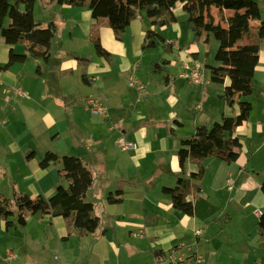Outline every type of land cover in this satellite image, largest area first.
Segmentation results:
<instances>
[{
  "label": "crops",
  "instance_id": "1",
  "mask_svg": "<svg viewBox=\"0 0 264 264\" xmlns=\"http://www.w3.org/2000/svg\"><path fill=\"white\" fill-rule=\"evenodd\" d=\"M41 1L44 8L51 10L47 20L41 22L45 24L54 19L55 38L66 41L67 47H70L68 41L72 42V47L76 46L73 45L76 28L90 39L94 24H100L89 9L69 10L68 5ZM257 1L261 17L251 21L254 29L264 21V0ZM174 12L177 17L184 13L183 5L178 4ZM140 13L128 26H133L134 41L125 44L122 37L116 48L112 43L116 39L113 29L114 37L104 22L101 23L100 38L109 51L107 57L89 60L60 54L59 57L51 55L47 62L35 57L38 59L35 70L30 69L32 65L27 57L25 62L14 63L0 71V159L3 157L0 173L3 171L12 179L10 191L32 196L53 195L60 183L67 185V180L60 172V163L42 167L41 159L47 151L75 155L83 159L94 176L87 200L96 204L93 214L100 218L95 232L83 233L74 230L71 222L62 216L36 213L28 220L41 215L37 220L43 224L36 233L25 231L20 240H16L0 215V264H163L168 251L179 243L189 246L187 250L192 253H187L188 261L184 264H264V234L258 227L259 215L264 211L261 189L264 182V37L253 79L254 93L260 77L258 101L262 114L252 118V109L247 121L236 129L235 134L242 143L239 158L231 163L213 156L205 159L203 178L198 182L192 179V187L188 189L187 198L198 204L199 211L207 202L219 209L211 222L198 214L190 216L175 209L171 195L164 188L174 187L171 183L178 182L180 176L189 179L191 173L199 169L189 158L184 169L181 168L178 157L181 139L193 134L199 124L208 125L223 115H236L239 105L230 106L222 97L228 80L221 84L217 101V92L208 90L211 77L205 75L198 91L206 102L202 99L196 107L206 109L207 114L204 118L194 116L188 130L186 119L194 105L189 99L196 91L191 89L194 85L179 74L187 61L206 63L200 60L199 44L204 42L192 43L193 34L183 43L162 34L173 46L168 50L163 44L158 45L163 48L155 56H164L162 62L167 60L168 64L164 71L155 72L150 50L143 49L146 30ZM172 25L179 28L178 19ZM19 44L13 46L15 52ZM128 47L132 49L130 54ZM10 48L0 36V66L8 61ZM115 52L119 53V60ZM166 54L181 61L179 74L172 73L170 66L176 61ZM205 54L207 56L208 52ZM38 66L41 73L37 71ZM132 79L141 81L143 89H132L128 84ZM13 87L20 88L21 93L18 89L11 91ZM253 93L249 97L251 102ZM90 94L107 103L108 118L84 110V100ZM201 103L203 106L199 105ZM19 128L26 132L17 133ZM123 137L137 142L138 149L123 150L119 145ZM8 170L13 176L8 175ZM229 178L233 180L231 189ZM197 183L201 192L194 186ZM108 189L111 190L106 196ZM117 189L122 190V201L109 202L108 195ZM0 191L8 193L2 188ZM238 218V238L234 234L227 237V229H231L232 222ZM201 220L220 227L206 237L207 227L201 225ZM197 230L202 234L196 235ZM202 236L206 240L202 241ZM234 237L240 251L230 246ZM193 245L195 249L190 247ZM42 249L48 250V254L43 255ZM56 251L58 257L54 258ZM155 251H159L157 256ZM182 253L183 249L177 255Z\"/></svg>",
  "mask_w": 264,
  "mask_h": 264
},
{
  "label": "trees",
  "instance_id": "2",
  "mask_svg": "<svg viewBox=\"0 0 264 264\" xmlns=\"http://www.w3.org/2000/svg\"><path fill=\"white\" fill-rule=\"evenodd\" d=\"M38 0H0V36L11 45L8 61L0 66V71L7 70L14 63H23L28 54L43 58L46 62L51 58L52 42L56 36L57 24L54 19L47 23L35 19V6ZM57 5H88L92 17L106 18L116 34L125 31L141 10H146L152 26L169 27L177 22L174 8L183 5L188 16V24L193 31V42L199 40L207 43L214 35L219 42L215 59L219 65L205 63L210 71L211 81L225 84L222 97L228 105H239V112L233 116L223 115L211 126L197 125L195 132L181 139L178 150L179 164L182 169L186 160L199 165L197 172L191 173L189 179L180 176L177 185L165 187L164 191L171 195L173 207L187 215L198 214L203 220H213L219 209L208 204L202 211L198 204L187 198L191 180L200 181L205 173L204 160L216 157L228 163L235 162L241 154V140L235 134L236 129L247 119L253 109L250 96L253 93V79L259 61L261 42L264 37V21L258 28L251 26L252 20L261 17V7L257 0H49ZM226 11H230L227 15ZM90 40L97 54L109 56V51L101 43L99 33L91 32ZM24 43L26 52L17 53L13 46ZM163 44L168 50L173 43L154 28L146 31L143 49H153ZM168 61H155L153 71H164ZM203 65V68H205ZM37 71L41 73V67ZM244 96L238 99L239 96ZM60 163V172L67 180V185L60 183L54 194L46 197L35 196L26 192L15 191L8 197L0 191V215L7 228L15 225L11 217L16 215L17 223L25 225L29 214H51L68 219L74 230L83 233L95 232L100 226V218L93 214L96 204L87 200V193L93 183L94 176L82 158L53 151H47L40 161L42 167L50 163ZM196 190L201 192L199 184ZM261 189L264 193V182ZM122 190L110 193L107 200L111 203L122 201ZM16 206V212L13 207ZM209 218V219H208ZM258 227L264 234V211L259 215ZM159 251H155L157 256Z\"/></svg>",
  "mask_w": 264,
  "mask_h": 264
},
{
  "label": "rangeland",
  "instance_id": "3",
  "mask_svg": "<svg viewBox=\"0 0 264 264\" xmlns=\"http://www.w3.org/2000/svg\"><path fill=\"white\" fill-rule=\"evenodd\" d=\"M35 7H36V10H35V14L34 15H35V19L38 22L47 20L46 19V16L47 15L48 16L51 15V10H48V9L44 8L43 5H42V1L41 0H38L37 1ZM68 7H69V10L80 9L78 6H68ZM81 7L84 8V9H89L90 10V8L88 7V5H83ZM140 15H141L140 16V19L141 18L143 19L142 20L143 21V24H144L143 26H144V29L146 31L148 29H150V28H154L157 32H159V33H161L163 35H166L167 37L177 38L180 43H183V42L189 40L188 39V36H190V35L193 34V31H192V29L190 28V26L188 24V16H187V14L185 12L182 13V14L179 13V16L177 17V19H178V27L179 28H175V25H171L169 27H162L160 25L152 26L153 25L152 24V21H151L150 17H148V14H147V11L146 10H141ZM91 16H92V14H91ZM102 22H104L103 25L105 27H107L108 29H110V31H111L110 34L114 37L115 31L113 30L114 31V33H113V31L111 30L113 28L110 26V24H109V22H108V20L106 18H99V23L100 24H98V22H96L94 24L93 30L91 32L93 34L94 33L97 34V32H98L99 35H100V32H101L100 25H101ZM107 28H104V31H106ZM132 29H133V26L132 27H129L127 29V31L125 30V31H123V32H121L119 34H116L115 33V35H116L115 38L116 39H114V42H112V43H114V47L113 48H116L118 45H120V43L118 41H122L121 40L122 37L124 39V43L125 44H130V41H134V39H135V33H134V31ZM82 33L83 32H82V30L80 28H76L75 34H74V40L75 41H74V44H73V45H76V46H73V47H72V42L71 41H68L70 47H67L68 44H67L66 41H62L60 38H58V39L55 38L53 40V44H52V48H51V54L53 56H55V57H59L60 54H62V55H67V56H72V57L81 56L82 58L89 59V60H91V59H93L95 57L98 59L100 55L97 54L93 43L91 42V40L89 39V37L86 36L87 34H84L83 35ZM106 41H107V43H109L108 42V39H106ZM186 46L189 47L190 45L188 44ZM24 47L25 46H23V44L20 43L19 46L17 47V52H20V53L26 52ZM199 47H200V60L201 61L207 62L209 65H213V66L219 65V62L215 59V55H216V52H217L218 47H219V42L216 40V38L214 37V35H211L210 36V40L207 43H201V44H199ZM161 48H163V47L162 46H158L155 49L154 48L153 49H149L150 50L149 51V57H153V59L155 61H158V59H159V60H161L160 62H162L164 56H162L161 58L159 57L158 54H156V56H155V53L158 50H161ZM128 51H129V54L132 52L131 47H128ZM205 52H208V55L207 56H206ZM57 53H58V55H56ZM166 55L168 56L167 58H171L173 61H176L175 64H172L170 66V69L172 70V73L179 74L180 71H181V68H182L181 67V61H178L179 58L178 57H174V56L173 57H169L168 54H166ZM146 56L147 55H145L144 57L146 58ZM28 57H29V61L31 62L30 65H32V67L30 66L31 67L30 69L31 70H35L36 67H37V64H38V59H36L35 57L31 56L30 54H28ZM115 58H116V60H119L120 55H119L118 52H115ZM18 65H22V64H18ZM202 65H204V67H205V63H203ZM18 67H22V66H18ZM162 74H164V76L166 75L165 72L162 73ZM205 75H206L207 78L210 79V71L206 67H205L204 76ZM160 77H163V75L160 74ZM176 77L178 78V75ZM29 79L30 78H27V81H29ZM259 81H260V77H258V79H257V88H255V91H254L253 96H252V102H253V111L251 113L252 118H257L258 116H260L262 114L261 104L258 101V91H259L258 90V83H259ZM128 84H129V81H128ZM129 86H130V84H129ZM130 87L132 89H135L132 86H130ZM200 87L202 88V86H194V87L191 88L193 91H196V94L194 96H191L190 99H189V102L193 103L194 105L191 106L190 116H188V118L186 119L187 122H188V124H187V129L188 130L190 129V126L192 125V122H193L192 119H194V116H200L199 118H204L203 116H205L207 114V110L206 109H204L202 111L203 108L200 109V108H197L196 107V103H198L202 99L204 100V102H206V100L201 96L200 92L198 91L200 89ZM17 89H19V88L13 87V88H11V91L12 90L13 91H16ZM208 90L210 92H217L216 99L218 101L219 96H220L219 94H220V92L222 90V85L221 84H218V83H214V82L212 83L211 82V84L208 86ZM132 94L135 96L134 93H132ZM212 94H214V93H212ZM239 97L241 98V97H244V96L241 95ZM239 97H238V99H239ZM136 98H137V95H136ZM216 104H218V103H216ZM199 105H202L203 106L202 103L199 104ZM164 117L165 116L162 115V118H164ZM214 122H215L214 120L211 121V123L208 124V126H211ZM25 132H26V130H20V128L17 131V133H20V134H23ZM194 132H195V130H194ZM190 134L192 135V133H190ZM191 135H188V137H190ZM123 138H121V139H123ZM185 138H187V137H185ZM121 139H119V140H121ZM5 158H6V155H5L4 159ZM8 158H10V157H8ZM2 159H3V157H1V159H0V162L1 163H2ZM60 167L61 166H59V169H60ZM56 171L58 173V169H56ZM8 175L9 176H13V173L11 172V170H8ZM2 176H4L3 178L5 180H2V178H1ZM193 181H194V179H193ZM193 181H192V184H193ZM195 181L198 182L197 180H195ZM12 182H13L12 179H9V177L7 176V173H4L3 171H2V173H0V188H2L3 190H5V192H8V193H6V196H8V197H12V194H13L12 191H10L11 190V187H12ZM62 182L65 183V180L63 179ZM171 184L172 185H170V186H176L177 185V182L174 181ZM20 186H22V184H20ZM110 190L111 189H108L107 190L106 196L110 192ZM3 194H5V193H3ZM13 210L16 212V210H17L16 209V206L13 207ZM34 215L35 214H29L28 218L30 216L33 217ZM40 216L41 215H37L36 218H31L30 220H28V218H27V221H29V222H28V225H26V226L19 225L17 223V217H16V215L12 216L11 217V220L12 221H15V225L9 228L10 233L14 235V237H15L16 240H20V237H22V235L25 233V231H30L31 234L32 233H36L37 230H38V228L43 224V222L40 219L37 220V218L40 217ZM208 223H210V222H208ZM201 225L207 227L206 237L209 236L210 231L216 230L217 227H220V225L217 224V223L205 224L203 222V220H201ZM239 225H240V218H238V219H236V220H234L232 222L231 227H230L232 230L231 229H227L228 230L227 237H229L231 234H234L238 238V233H237L236 228L239 229L240 228ZM25 237H28V236H25ZM206 237H203L202 236L201 240L202 241L203 240H206ZM236 237H234V240L230 243V246H232L235 249H237V250L240 251V247L238 245V241H237V238ZM178 246H181L182 249L184 250L185 257L188 256L187 253L192 254L190 251L187 250V248L189 246H183V245H181V243H179ZM190 247L195 249L196 248V245H193V246H190ZM210 248H212L211 245H210ZM42 254L43 255L48 254V250L42 249ZM57 254H58L57 251L53 254L54 258H56Z\"/></svg>",
  "mask_w": 264,
  "mask_h": 264
},
{
  "label": "built area",
  "instance_id": "4",
  "mask_svg": "<svg viewBox=\"0 0 264 264\" xmlns=\"http://www.w3.org/2000/svg\"><path fill=\"white\" fill-rule=\"evenodd\" d=\"M204 68L203 65L195 60L187 61L184 64L183 70L179 74L181 78H185L188 80V82L194 86H202L204 84ZM130 86L134 87L135 89L142 90L143 89V83L139 80L132 79L129 82ZM18 92L21 93V89H18ZM84 109L93 114V115H102L103 117L108 118L109 117V110L108 105L105 103V101L96 95H88L83 103ZM120 147L123 150H136L138 149V143L128 140L126 138H123L119 142ZM229 188L231 189L233 186V180L228 179ZM202 231L197 230L196 235H201ZM182 249L180 246H176L168 251V255L166 257V260L163 262V264H184L186 261H188V258L184 256L182 253L181 256H178V252ZM12 256V254H11Z\"/></svg>",
  "mask_w": 264,
  "mask_h": 264
}]
</instances>
